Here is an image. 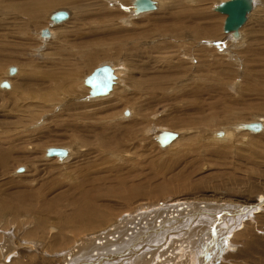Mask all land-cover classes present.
Listing matches in <instances>:
<instances>
[{"label":"rangeland","instance_id":"374dc122","mask_svg":"<svg viewBox=\"0 0 264 264\" xmlns=\"http://www.w3.org/2000/svg\"><path fill=\"white\" fill-rule=\"evenodd\" d=\"M156 1L137 14L132 0H0V264H189L213 232L211 264H264V0L236 37L214 10L225 0ZM100 65L119 79L92 96ZM187 202L202 207L167 219L164 241L148 228L105 259L135 228L123 216Z\"/></svg>","mask_w":264,"mask_h":264},{"label":"bare ground","instance_id":"6f19581e","mask_svg":"<svg viewBox=\"0 0 264 264\" xmlns=\"http://www.w3.org/2000/svg\"><path fill=\"white\" fill-rule=\"evenodd\" d=\"M134 1L135 0H132V9H133V12L135 13V12H137V14H139V13H144V12H149V11H152V10H155L156 9V7L158 6H156V0H152V1H154V3H155V8L154 9H152V10H142V11H139V10H135L134 9ZM160 5L159 6H161V4L162 3H159ZM219 4V3H218ZM217 4V5H218ZM216 5V6H217ZM216 6H214V10L215 11H217L216 10ZM254 7H255V4H254V0H252V9H251V11L254 9ZM131 9V10H132ZM157 9H158V7H157ZM165 9V8H164ZM162 11V10H161ZM167 11H168V9H167ZM250 11V12H251ZM164 12V11H163ZM218 12V11H217ZM250 12L247 14V17H246V20H247V18H248V16H249V14H250ZM220 13V12H219ZM54 14H56V13H54ZM54 14H52L51 16H50V18L53 20L54 18H53V16H54ZM164 13H162V16H165V15H163ZM221 14H223V13H221ZM224 16H225V14H223ZM66 18V14H64V18H63V20ZM167 18V17H166ZM225 18V17H224ZM174 19V18H173ZM55 20H58V19H55ZM60 20H62V19H60ZM124 20V19H123ZM56 22V21H55ZM54 22V23H55ZM62 22V21H61ZM123 22H129V20H124ZM246 22V21H245ZM245 22H244V24L243 25H245ZM242 25V26H243ZM240 27L239 29H238V31H230V32H225L224 30H223V32H225V33H229V34H233V36L234 37H236L238 34H239V30L241 29V28H243V27ZM44 29H47L48 30V32H49V34L47 35V36H44V35H42L41 34V32H40V35L42 36V37H46V38H49L50 37V34L52 33L51 32V29H50V27L49 28H44ZM43 30V29H42ZM41 30V31H42ZM129 32V31H128ZM100 66H102V65H100ZM108 66V65H107ZM98 67V66H97ZM109 68H110V70H111V73H112V76H113V78H112V83H111V88H110V90L107 92V93H105V94H96L95 92H93V90H92V88L86 83V81H87V79L89 78V76H90V74L92 73V71H91V73H89V76L84 80V83L86 84V85H88V87H90V91L92 92V96H104V95H107L110 91H111V89H112V86H113V83H114V81H115V77H117V80L119 79L118 77H119V74H120V71L119 70H117V69H115L114 71H113V69H112V67H110V66H108ZM118 68V67H117ZM123 71V70H122ZM13 72H15V68L13 69V71L11 72V73H13ZM10 73V74H11ZM122 75V74H121ZM1 84H2V86L4 85L6 88L9 86V83H8V81H3V82H1ZM10 88V87H9ZM127 111V110H126ZM125 114H127L126 112H125ZM256 125L257 124H249V123H246V124H243L242 125V130L244 129V130H246V128H248V129H251V130H253V131H258V130H260L261 129V124L260 123H258V128H256ZM261 125V126H260ZM263 130H264V127H263ZM234 132V129L233 128H227V129H225L224 131H223V133H224V137H227L228 135H231L232 133ZM263 132V131H262ZM173 133V132H172ZM171 132L170 133H167V132H165V131H163L162 133H160V135H158L157 136V141L159 142V143H162L163 144V142H166V141H170V139L171 138H173V134H172ZM217 134H219V135H222V132L221 133H217ZM247 134V133H246ZM180 136H182V135H180ZM244 136V135H243ZM172 140H175L174 138L172 139ZM222 140H223V138H222ZM171 143V142H170ZM59 152L58 153H55V151H53V153H52V149H48V153L49 154H56V155H60L61 153H62V151H60V150H58ZM62 155V154H61ZM256 203V202H255ZM186 204V205H185ZM240 204V203H239ZM183 205V204H182ZM138 206H140V205H138ZM179 206V205H178ZM178 206H172L171 208H165V209H162V210H155L154 212H153V214H146V213H143V214H141V217H131V216H128V215H125V216H123V218H122V221H121V223H124V224H127V223H129V222H135V228H134V230L133 231H130L129 233H126V234H123V236H122V238H121V241H120V243L122 244V245H124V247H122V249L120 250V249H118L117 248V245H115L114 246V248H112V249H110L108 252V254H107V256H106V260H108L109 261V263H111V260H115V259H117V258H119V257H121L122 259H123V257H122V252H125V253H129V252H134L135 250H137L138 248H139V245L141 244V237H142V234H143V232L146 230V229H148V228H153V229H158V228H160V229H158L153 235H154V238H158V240H165V233H164V231H169L170 229H172V228H169V229H167V228H165V226L166 225H168V224H170L171 222H168V221H166L167 219H170V218H172V217H174L175 215H182V214H185L186 213V211H190V212H192L193 210H195L196 208H198V207H202L201 205H198V204H196V203H184V205L181 207V208H179V209H177V207ZM144 207V206H143ZM143 207H137L136 208V210L134 211V212H137L138 210H142L143 209ZM209 208V207H208ZM217 208V207H216ZM215 208V209H216ZM246 208H248V206L246 207ZM197 210V209H196ZM209 210V209H208ZM214 210V209H213ZM238 210V209H237ZM236 210V211H237ZM255 210H257V207H251L250 206V210H246L247 212H252V211H255ZM149 211V210H148ZM204 211V210H203ZM225 213L226 212H231V211H226V210H223ZM235 211V210H234ZM212 212H214V211H212ZM217 212V211H216ZM150 213V212H149ZM200 214H201V212H200ZM207 214V213H206ZM187 215V214H186ZM224 215V214H223ZM229 215V214H228ZM190 216V215H189ZM242 216H247L246 214H245V211H243V212H241L240 213V215L239 216H237L236 217V219L237 220H239L240 219V217H242ZM184 217V216H183ZM199 217H201V216H199ZM188 218V217H187ZM245 218V217H244ZM137 220V222H136V220ZM156 219H158L159 221H157ZM235 219V216H230L229 217V221L230 222H232V220H234ZM243 219V218H242ZM135 220V221H134ZM186 220V219H185ZM195 220V219H194ZM206 220V219H205ZM177 221V220H176ZM198 221V220H197ZM226 221L227 220H223L222 221V228L223 229H225L226 228V230H227V227H228V225L227 224H229V223H227L226 224ZM131 222V223H132ZM138 222H139V224H138ZM178 222V221H177ZM188 222V221H187ZM204 222V221H203ZM228 222V221H227ZM235 222V221H234ZM233 222V223H234ZM241 223V222H240ZM141 224H144L145 225V227L142 225V226H140ZM147 224V225H146ZM192 223H190V225H191ZM242 224V223H241ZM180 225V224H179ZM182 225V224H181ZM185 225V224H184ZM219 225V224H218ZM217 225V226H218ZM230 225V224H229ZM232 225V228H233V225L234 224H231ZM170 227L172 226V225H169ZM238 226V225H237ZM108 227H110V226H108ZM167 227V226H166ZM174 227H175V225H174ZM177 227H178V225H177ZM182 227V226H181ZM202 227V226H201ZM212 228H215V227H212ZM105 230L107 229V227L106 228H104ZM152 229V230H153ZM183 229H184V227H183ZM186 229V228H185ZM188 229H189V227H188ZM194 229V228H193ZM151 230V229H150ZM195 230V229H194ZM193 230V231H194ZM211 230V229H210ZM213 230V229H212ZM232 230V229H231ZM187 231V230H186ZM220 231V230H219ZM221 231H223V230H221ZM220 231V232H221ZM103 232H105V231H103ZM113 231H112V229L110 228V230L108 231V234H110V233H112ZM182 232V231H181ZM198 232H199V230H198ZM203 232V231H202ZM101 233V232H100ZM184 233V232H183ZM170 234V233H169ZM202 234V233H201ZM214 234H216V233H214L213 232V234L211 235H208L207 236V238H211V241H209V243H210V245H213V250L211 249V248H208V249H206L205 250V252H203L201 249V251L199 250V248H194L195 250H196V252H197V255H196V253H191V251H189L190 253L189 254H192V259H190V258H188L187 259V262L189 263V264H197V262H198V264H211V261L213 260V258H214V256L216 255V254H213L214 253V251H217L218 249H219V242L221 241L220 239H218L217 238V236L215 235L214 236ZM148 235H149V232H148ZM188 235V234H187ZM193 235V234H192ZM221 235V233H219V236ZM104 236V235H103ZM103 236H101L100 238H102ZM146 236V235H145ZM150 236H152V234L150 235ZM171 236V235H170ZM169 236V237H170ZM173 236V235H172ZM190 236V235H189ZM204 236H206V235H204ZM222 236H223V232H222ZM226 236V235H225ZM228 236V235H227ZM147 237V236H146ZM190 237H192V236H190ZM144 238V237H143ZM172 238H174V237H172ZM176 238V237H175ZM206 239V238H205ZM92 240H95L94 238L92 239ZM153 240V239H152ZM157 241V240H156ZM171 241H173V240H171ZM201 241V240H200ZM225 241V240H224ZM148 243V242H147ZM193 243H195V242H193ZM87 244V243H86ZM144 244V243H143ZM147 245H149V243L147 244ZM190 245V247H192L191 246V243L189 244ZM11 246V245H10ZM82 246V245H81ZM194 246V245H193ZM7 247H9V245L8 244H5V246H3L2 248H1V251H2V258L5 260V259H7L6 261H8L9 259L7 258L8 256H10L9 254H7V251H9L8 249H6ZM180 247H182L181 246V244H180ZM199 247V246H198ZM141 248V247H140ZM183 248V247H182ZM169 249V248H168ZM193 249V248H192ZM15 250V249H14ZM120 250V251H119ZM141 250V249H140ZM190 250V249H189ZM194 250V251H195ZM182 251H184V250H182ZM10 252H11V250H10ZM13 252V251H12ZM11 252V253H12ZM16 252V251H15ZM152 252V251H151ZM159 251H154L153 253H150L151 255H153V257L154 258H152V259H155V257H156V255H157V259H155V260H157V261H159V262H167V258L166 257H161V253H158ZM15 254H18V253H15ZM15 254H13V255H15ZM187 254V253H186ZM188 254V255H189ZM198 254H199V256H198ZM89 255V253H84L83 252V254H80L79 256H76V257H74V262H76V261H85L84 260V258H86L87 256ZM133 255V254H132ZM174 255V254H173ZM172 255V256H173ZM176 255V254H175ZM12 256V255H11ZM10 256V257H11ZM126 256V255H125ZM172 256H170V257H172ZM177 256H178V254H177ZM9 257V258H10ZM14 257V256H13ZM138 257V256H137ZM125 258V257H124ZM130 258V257H129ZM159 258V259H158ZM175 258V257H174ZM12 259V258H11ZM104 259V260H105ZM122 259H119V261L120 260H122ZM133 259V258H132ZM141 259V258H140ZM130 260V259H129ZM154 260V261H155ZM175 260H176V258H175ZM194 260H196V262L194 261ZM118 261V262H119ZM124 261V260H123ZM125 261H126V259H125ZM124 261V262H125ZM139 261V260H138ZM142 261V260H141ZM100 262V261H99ZM103 262V261H102ZM107 262V261H106ZM105 262V263H106ZM121 262V261H120ZM127 262V261H126ZM92 263V262H91ZM98 263V262H97ZM104 263V262H103ZM140 263V262H139ZM90 264V263H89ZM143 264H151V262L150 263H148V261L146 260V257L144 258V261H143ZM157 264H159V263H157Z\"/></svg>","mask_w":264,"mask_h":264},{"label":"water","instance_id":"95a60500","mask_svg":"<svg viewBox=\"0 0 264 264\" xmlns=\"http://www.w3.org/2000/svg\"><path fill=\"white\" fill-rule=\"evenodd\" d=\"M155 8V3L152 0H135L134 9L135 10H152ZM252 9V0H225L220 2L216 6V10L220 13L225 14L223 30L225 32L238 31V29L246 21L247 14ZM54 19H63L64 13L58 12L54 14ZM41 34L47 36L49 34L47 29H43ZM112 73L110 68L107 65H102L96 67L86 83L92 88L93 92L96 94H105L111 88L112 83ZM258 128V124L256 125ZM55 153H58V150H54ZM53 152V151H52ZM54 153V154H55Z\"/></svg>","mask_w":264,"mask_h":264}]
</instances>
